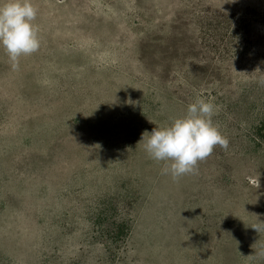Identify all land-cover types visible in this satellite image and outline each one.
<instances>
[{"label":"rangeland","instance_id":"374dc122","mask_svg":"<svg viewBox=\"0 0 264 264\" xmlns=\"http://www.w3.org/2000/svg\"><path fill=\"white\" fill-rule=\"evenodd\" d=\"M0 50V264H264V0H32ZM202 98L228 147L162 174L141 134Z\"/></svg>","mask_w":264,"mask_h":264},{"label":"clouds","instance_id":"9594fccd","mask_svg":"<svg viewBox=\"0 0 264 264\" xmlns=\"http://www.w3.org/2000/svg\"><path fill=\"white\" fill-rule=\"evenodd\" d=\"M38 9L32 0H0V50L8 57L11 68L17 69L19 58L37 52L41 45L38 27L34 23ZM264 85V79L259 81ZM215 105L202 98L187 106L184 115L172 118L164 126L141 134L143 148L154 161L164 162L162 174L173 181L196 174L198 162L206 159L215 146L228 147V140L213 122ZM264 231V222L251 226ZM264 257V250L254 254Z\"/></svg>","mask_w":264,"mask_h":264}]
</instances>
